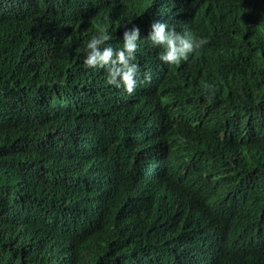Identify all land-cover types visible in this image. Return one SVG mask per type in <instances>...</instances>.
Returning a JSON list of instances; mask_svg holds the SVG:
<instances>
[{"label": "trees", "instance_id": "1", "mask_svg": "<svg viewBox=\"0 0 264 264\" xmlns=\"http://www.w3.org/2000/svg\"><path fill=\"white\" fill-rule=\"evenodd\" d=\"M154 19L208 43L84 67ZM0 264H264V0H0Z\"/></svg>", "mask_w": 264, "mask_h": 264}, {"label": "clouds", "instance_id": "2", "mask_svg": "<svg viewBox=\"0 0 264 264\" xmlns=\"http://www.w3.org/2000/svg\"><path fill=\"white\" fill-rule=\"evenodd\" d=\"M140 26L127 28L122 35L121 47H115L112 33L102 27L88 39L83 54V65L88 69H104L105 82L116 89L124 90L132 95L141 83V67L137 63V54L142 39L152 48L158 49V59L165 65H180L188 61L190 55L208 43L207 37H192L185 32L177 31L167 22L154 19L151 30L142 37ZM144 79L150 78V73H143ZM212 86H208L209 99L214 96Z\"/></svg>", "mask_w": 264, "mask_h": 264}]
</instances>
